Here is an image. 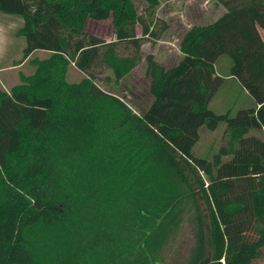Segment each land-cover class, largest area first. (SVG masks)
Wrapping results in <instances>:
<instances>
[{
	"label": "trees",
	"instance_id": "obj_1",
	"mask_svg": "<svg viewBox=\"0 0 264 264\" xmlns=\"http://www.w3.org/2000/svg\"><path fill=\"white\" fill-rule=\"evenodd\" d=\"M143 2L0 0L21 20L13 66L33 68L0 85V264H165L187 213L185 264L264 263V0H214L224 13L186 31L170 68L146 55L140 114L96 81L118 83L169 29L160 0ZM108 19L109 41L85 29ZM226 77L250 102L234 114L209 108ZM222 125L227 143L196 154L201 130Z\"/></svg>",
	"mask_w": 264,
	"mask_h": 264
},
{
	"label": "rangeland",
	"instance_id": "obj_2",
	"mask_svg": "<svg viewBox=\"0 0 264 264\" xmlns=\"http://www.w3.org/2000/svg\"><path fill=\"white\" fill-rule=\"evenodd\" d=\"M139 13L143 12V0H134ZM224 13V9L216 6L214 0H160L157 16L169 25V29L155 43L144 44L141 50L142 60L118 83L109 71L99 76L96 83L104 91L124 100L135 112L143 113L150 105L152 98L148 91V78L145 75V56L151 54L154 60L164 68L176 65L181 59L179 43L186 31L193 25H207L214 22ZM16 21L5 19L0 25V85L6 90L18 84V72L31 74L33 68L27 62L15 67L13 62L21 59L19 40L14 38L12 31L17 27ZM88 33L97 35L105 41L112 39L111 20L88 21L85 27ZM138 34L140 29H137ZM23 43V42H22ZM46 54L37 52L35 56L43 58ZM230 66L227 57H221L216 64L218 74L225 76ZM82 75L74 68L68 74L69 82H77ZM248 98L233 80L225 82L221 91L213 98L209 108L218 114L230 112L234 114L239 108L249 106ZM227 135L222 125L217 131L201 130L200 141L194 152L199 155H212L219 147L227 143ZM189 214L183 217L181 226L167 244L164 251L165 264H185L191 247L193 234ZM264 264V263H259Z\"/></svg>",
	"mask_w": 264,
	"mask_h": 264
},
{
	"label": "crops",
	"instance_id": "obj_3",
	"mask_svg": "<svg viewBox=\"0 0 264 264\" xmlns=\"http://www.w3.org/2000/svg\"><path fill=\"white\" fill-rule=\"evenodd\" d=\"M5 19H9V20H11V21H16V22H18L17 23V27L12 31V33H14L15 32V30L18 28V27H20L21 26V20L19 19V18H16V17H11V16H6V15H2V14H0V25H2L1 24V22H3V21H5ZM256 25H257V28H258V30H259V32H260V35L262 36V38H263V40H264V16H260V17H258L257 19H256ZM138 33V32H137ZM16 39V38H15ZM17 40H19V43H20V47H19V51L22 49V47H23V43H22V41H21V39H17ZM182 56V55H181ZM231 80H233V79H231V78H228V77H226L225 78V82H230Z\"/></svg>",
	"mask_w": 264,
	"mask_h": 264
}]
</instances>
